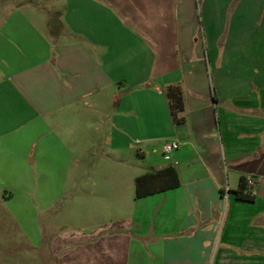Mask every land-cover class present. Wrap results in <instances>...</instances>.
I'll return each mask as SVG.
<instances>
[{
  "label": "crops",
  "instance_id": "crops-1",
  "mask_svg": "<svg viewBox=\"0 0 264 264\" xmlns=\"http://www.w3.org/2000/svg\"><path fill=\"white\" fill-rule=\"evenodd\" d=\"M10 1L0 3V99L11 111L18 107L21 121L31 122L33 146L41 147L32 153L34 161L54 146L69 150L59 130L69 136L77 130L79 138L86 129V111L97 114L95 126L105 132L97 138V155L102 142L109 146L97 158V217L113 219L97 220L90 234L73 229L54 236L50 244L57 264H207L216 243L223 256L259 260L264 238V0H236L231 16L233 0H203L201 10L195 0H176V23L204 20L209 52L189 61L181 77L166 80L143 34L148 30L143 20L164 18V13H150L149 0H59L64 7H49L74 34L90 35L89 46L63 39L54 44L43 29L47 18L39 14L37 1L20 0L24 7ZM87 2L97 5V19L114 20V28L100 22L101 30L91 25L84 31L93 16L76 9ZM111 30L127 42L110 43L97 35ZM226 30L221 51L219 36ZM189 32L190 39L199 29ZM160 42L157 38L158 48ZM169 85L183 90L185 121L179 125L171 116ZM73 115L80 117L78 123L65 127ZM161 138L165 145L178 142V148L158 159L142 150ZM110 145L136 149L139 156L109 157ZM67 158L80 159L72 152ZM165 167L175 169L179 185L136 198V178ZM243 176L254 181L248 186L253 201L238 199L234 192Z\"/></svg>",
  "mask_w": 264,
  "mask_h": 264
},
{
  "label": "rangeland",
  "instance_id": "rangeland-1",
  "mask_svg": "<svg viewBox=\"0 0 264 264\" xmlns=\"http://www.w3.org/2000/svg\"><path fill=\"white\" fill-rule=\"evenodd\" d=\"M34 1H37V9L41 17L47 18L48 26L43 24V29L45 28V33L54 44L63 39L70 44L85 43L89 46L91 40L87 39L90 35L84 32L74 34L59 17V12L58 14L49 12V7L62 8L65 6L64 2L59 0ZM149 1L150 13L154 12L155 16L164 13V18L154 19L153 16H149V19L143 20L144 28L148 29L147 32L143 31L144 38L148 39L151 48L153 47L151 52L154 56L156 54L155 59L158 61L156 69L165 71L161 77L165 75V80L166 78L177 79L181 77V72L188 66L189 61L194 62L200 55L205 56L209 52L202 29L204 22L201 23L204 20L189 18L181 19L176 23L172 15L176 0ZM164 1L166 7L162 3ZM10 2L15 6L23 5L21 7H24V2L20 0ZM0 3H2L1 0ZM202 3L203 0H195V5L200 7L199 10H201ZM235 3L236 0L231 3L230 16L234 12ZM101 4L107 5V3ZM76 11H86L88 15L93 16L86 20L93 23L85 24L86 27L83 30L86 32L91 30V25L93 29L95 27L96 30H101L100 22L104 28L115 26L114 20L97 19V5L93 2H87L85 6L78 7ZM61 22L64 27L60 25ZM195 27L199 29V32L196 35L191 34L189 39L188 34L191 33L189 29L193 30ZM133 28L136 27L133 26ZM157 30L160 32L159 35L152 34V31L157 32ZM227 31L219 36L218 44L221 51L225 45ZM109 32L106 35H97L103 40L107 39L110 43L127 42L121 38L122 36L115 35L116 30ZM157 38L161 41L160 48H158V42L156 43ZM136 53L135 51L134 54ZM237 53V50L232 51L233 55ZM122 55L124 56V52ZM73 85L74 83L69 82V89H72ZM154 85L152 82V87ZM88 101L93 102L94 99L90 98ZM19 108L20 110L26 109L23 103ZM15 111L18 112V107L11 111L9 105L5 106L0 99V135L2 134L0 136V264H57L56 254H53L50 244L54 236L57 237L62 235L61 232L73 229L90 234L93 229L97 228V220L113 219L110 215L97 217V158L103 157L101 154L106 152L109 146L102 142L99 148L100 154L97 155V138H104L105 132L98 130L95 126L97 114L86 111L83 115L86 121L83 126L86 125V129L85 132H80L79 138L77 130L70 136L64 129L59 130L69 150L54 146L45 156H38L34 161L35 157L32 153L36 155L41 147L33 146L30 136L31 122L21 121L22 118L19 114L17 117ZM16 117L17 121L14 120ZM78 117L75 115L68 117L69 124L66 123L65 127L77 124ZM165 142L166 140L161 138L152 147L147 148L143 145L142 150L150 152L152 158L158 159L162 156L165 158L163 147ZM132 151L124 147L115 150L110 145V150L106 155L125 159L133 158V154L139 156L136 149ZM71 152L73 158L74 156L80 158L79 162H74L73 159L68 162L67 157ZM146 156L140 154V157ZM119 168L123 169L121 166L115 169ZM262 229L264 235V224H262ZM214 247V252L210 258L208 257L207 264H238V262L239 264H264V238L261 256L259 260H255L256 262L248 258L238 260L236 253L223 256L220 250L221 245L216 243Z\"/></svg>",
  "mask_w": 264,
  "mask_h": 264
},
{
  "label": "trees",
  "instance_id": "trees-1",
  "mask_svg": "<svg viewBox=\"0 0 264 264\" xmlns=\"http://www.w3.org/2000/svg\"><path fill=\"white\" fill-rule=\"evenodd\" d=\"M172 119L175 124H182L185 119L183 90L179 85H169L166 89ZM247 178L241 177L239 185L234 190L238 199L253 201L255 196L248 191ZM179 185L178 175L173 167H165L160 170L146 172L135 180V197L140 198L160 191L175 188Z\"/></svg>",
  "mask_w": 264,
  "mask_h": 264
},
{
  "label": "built area",
  "instance_id": "built-area-1",
  "mask_svg": "<svg viewBox=\"0 0 264 264\" xmlns=\"http://www.w3.org/2000/svg\"><path fill=\"white\" fill-rule=\"evenodd\" d=\"M179 146V143L176 142V141H172L168 144L165 145V148H164V153L165 154H170L171 152H173L176 148H178ZM247 185H252L254 184V181L251 177H247Z\"/></svg>",
  "mask_w": 264,
  "mask_h": 264
}]
</instances>
